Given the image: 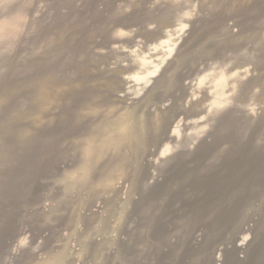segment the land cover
Here are the masks:
<instances>
[{
	"label": "rangeland",
	"instance_id": "rangeland-1",
	"mask_svg": "<svg viewBox=\"0 0 264 264\" xmlns=\"http://www.w3.org/2000/svg\"><path fill=\"white\" fill-rule=\"evenodd\" d=\"M0 13L6 264H264V0Z\"/></svg>",
	"mask_w": 264,
	"mask_h": 264
},
{
	"label": "bare ground",
	"instance_id": "bare-ground-1",
	"mask_svg": "<svg viewBox=\"0 0 264 264\" xmlns=\"http://www.w3.org/2000/svg\"><path fill=\"white\" fill-rule=\"evenodd\" d=\"M1 14V13H0ZM2 16V15H1ZM3 17H4V14H3ZM2 17V18H3ZM5 19H6V17H5ZM213 20V19H212ZM3 21V20H2ZM1 23V22H0ZM3 23V22H2ZM5 23H7V22H5ZM5 23H3L4 24V27H6L5 25H7V24H5ZM2 24V25H3ZM2 28V27H1ZM127 30V29H126ZM169 67H170V65H169ZM166 68H168V66L166 67ZM171 68V67H170ZM169 70V69H168ZM167 71V70H166ZM167 72H170V71H167ZM163 73H165V72H163ZM101 74V73H100ZM169 73H166V79L167 78H169L170 77V75H168ZM176 74V72H174V74L172 73L171 74V76H174ZM99 77V76H98ZM97 77V78H98ZM98 80V79H97ZM100 80H102V79H100ZM104 82V81H103ZM52 87H53V85H52ZM95 92V91H94ZM37 93V92H36ZM122 95V94H121ZM95 96V95H94ZM123 96V95H122ZM127 96V95H126ZM96 97V96H95ZM128 97V96H127ZM124 100V99H123ZM127 100V99H126ZM176 126V125H175ZM177 128L178 127H174V129H175V131H177ZM100 146H101V144H100ZM91 148V147H90ZM167 149H169V147H167ZM166 149V150H167ZM91 153H95L94 151H93V149L91 150ZM246 202V201H245ZM61 208L63 209V210H65V213L64 214H62V215H60L59 217H58V219H57V221H56V223L57 222H61V221H64L65 222V226H68L69 224H70V222H72V219H73V215H74V211L75 210H73V206L71 205V204H69L68 202H66V203H64V205H62L61 206ZM218 209V211H217V213H219L220 212V207L219 208H217ZM52 213H53V211H52ZM43 214H41L40 215V217L39 218H43ZM40 221H44V220H40ZM45 222V221H44ZM176 226H177V224H176ZM245 228V227H244ZM52 239V237L50 236L49 237V240H51ZM5 251H6V249H5ZM4 251V252H5ZM26 251H28V250H26ZM6 262H7V260H6V258L5 257H0V264H6ZM30 263V262H29Z\"/></svg>",
	"mask_w": 264,
	"mask_h": 264
}]
</instances>
